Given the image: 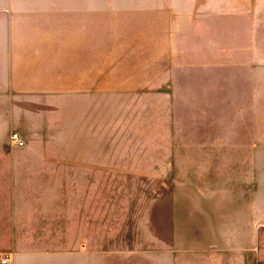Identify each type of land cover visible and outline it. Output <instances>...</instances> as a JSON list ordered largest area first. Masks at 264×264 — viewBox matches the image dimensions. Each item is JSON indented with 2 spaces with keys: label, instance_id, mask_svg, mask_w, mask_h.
<instances>
[{
  "label": "rangeland",
  "instance_id": "374dc122",
  "mask_svg": "<svg viewBox=\"0 0 264 264\" xmlns=\"http://www.w3.org/2000/svg\"><path fill=\"white\" fill-rule=\"evenodd\" d=\"M102 6L88 19L100 88L40 98L33 131L0 91V197H91L83 244L101 264H162L180 242L250 264L264 247L249 236L264 217V0Z\"/></svg>",
  "mask_w": 264,
  "mask_h": 264
},
{
  "label": "crops",
  "instance_id": "0c3cea01",
  "mask_svg": "<svg viewBox=\"0 0 264 264\" xmlns=\"http://www.w3.org/2000/svg\"><path fill=\"white\" fill-rule=\"evenodd\" d=\"M102 7V0H0V91L7 92L16 122L30 121L33 131L40 98L101 87L102 41L100 35L88 34V19L94 24L97 16L101 20ZM88 198L0 197V258L8 256L0 264H101L97 251L83 244L88 221L96 214V206L87 208ZM255 215L258 225L249 236L256 238L264 234V217L257 209ZM249 246L250 264H264V247ZM201 248L198 243L164 245L160 252L167 260L161 262L249 261L242 250L230 247L215 251L211 261Z\"/></svg>",
  "mask_w": 264,
  "mask_h": 264
},
{
  "label": "built area",
  "instance_id": "2783aa9c",
  "mask_svg": "<svg viewBox=\"0 0 264 264\" xmlns=\"http://www.w3.org/2000/svg\"><path fill=\"white\" fill-rule=\"evenodd\" d=\"M11 139L13 141H15L18 145H24V139L21 137V135L19 134V132L15 131L12 133L11 135ZM8 261V256H4L2 259H1V262L2 263H6ZM252 264H258L257 262H253Z\"/></svg>",
  "mask_w": 264,
  "mask_h": 264
}]
</instances>
